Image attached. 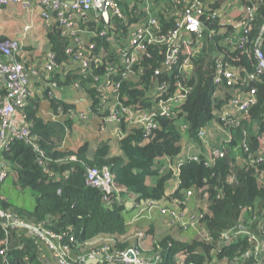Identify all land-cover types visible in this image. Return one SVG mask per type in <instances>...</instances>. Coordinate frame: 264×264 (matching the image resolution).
I'll list each match as a JSON object with an SVG mask.
<instances>
[{"label": "trees", "instance_id": "trees-1", "mask_svg": "<svg viewBox=\"0 0 264 264\" xmlns=\"http://www.w3.org/2000/svg\"><path fill=\"white\" fill-rule=\"evenodd\" d=\"M198 2L197 15L203 33L201 49L193 56L195 44L182 42L179 53V63H192L190 72L179 71L177 64L167 75L164 60L168 47L148 44L146 52L132 66L135 75L121 76L125 70L121 59L128 51L125 43L118 41L130 24L145 19L141 7L135 3L125 9L121 18H110L106 36L99 35L106 29L102 27L91 37L89 42L95 43V48L91 52L89 71L84 74L78 68L65 70L70 58L65 48L70 44V37L63 36L57 24L48 32L49 50L57 66L31 82V85L39 83L42 96L31 88L24 105L18 108L29 136L13 138L0 148V162L5 167V176L0 180V210L12 213L27 225H41L60 236V242L69 248L70 264H83L104 247H108L110 253L136 247L146 259L158 257L160 261L156 264H264V167L251 162L259 150H264V76L259 77V81L248 79L250 74H258L253 47L259 36L264 39V32L261 34L264 0H241V7L228 13L229 20L223 16L209 17V8L215 10L224 0ZM192 4H195L193 0H169L155 15L159 25L157 33L168 35ZM253 5V15L248 17L245 8ZM99 19L104 25L102 17ZM236 22H242L244 28L235 30ZM241 37L247 40L238 46ZM112 40L116 42H110ZM262 50L264 52V42ZM220 62L239 73L235 85L214 82ZM110 66L118 70L117 74L108 71ZM104 73L115 81L120 80L119 102L137 111L152 110L147 92L159 83L169 85L168 90L159 95L163 100L179 84H188L192 90L173 118L156 116L158 125L147 136L141 127L128 124L122 117L118 125L120 135L116 138L111 135L113 126H109L103 132L107 135L104 139L99 136L82 139L73 148L69 142L62 144L65 131L73 134L78 130L75 127L83 124L91 123L102 132L109 111L96 86L88 84H92L94 76ZM73 82L87 93L93 114L80 125L67 114L74 105L52 97L54 87ZM253 88L255 103L245 112L234 113L233 123L222 120V108L227 101ZM5 94L4 86L0 87V103ZM43 103L50 108V113L43 112ZM59 107L63 113L53 119ZM217 127L230 132L229 141H225ZM201 129L215 130L214 137L209 134L205 141L201 140L198 137ZM188 143L198 146L197 160H192L191 154L183 155V147ZM216 149L223 151L222 157L206 156V151ZM167 159L177 161L179 168L177 186L169 194L167 185L174 174L170 168L162 169ZM104 166L111 170L113 190L87 186L86 170ZM25 191L34 197V204L13 201L12 193L21 195ZM188 191L191 192L189 197L186 196ZM129 198L163 200L167 212L151 210L142 216L143 220L152 218L148 229L140 230L146 223L137 224L142 217L134 205L127 208L125 200ZM185 209L195 216V226L184 227L169 215L173 211L183 213ZM189 212L183 214L184 219L189 217ZM158 223L164 229L149 241ZM240 230L248 233L240 238L236 235ZM225 233L235 237L234 240L224 241ZM145 241L150 242L148 249L142 247ZM0 264L60 263L34 234L20 229L7 232L0 221Z\"/></svg>", "mask_w": 264, "mask_h": 264}, {"label": "built area", "instance_id": "built-area-1", "mask_svg": "<svg viewBox=\"0 0 264 264\" xmlns=\"http://www.w3.org/2000/svg\"><path fill=\"white\" fill-rule=\"evenodd\" d=\"M236 1L241 2V0ZM193 2L195 4L190 5L184 10L176 27L168 35H159L157 33L159 30L158 22L153 14L151 6L146 4L145 11L147 16L144 20L133 24L134 29L127 46L128 53L121 59V63L125 68L121 74L123 78L134 74L132 66L137 58L146 52V45L148 44L166 45L168 47L165 52L164 60V71L167 75L172 71L173 65L177 64L179 71L183 70L187 72L185 66L188 64H191L192 66V63L189 61L179 63L181 44L182 42L195 44L192 55L197 56L201 49L200 44L203 40L202 27L197 15L200 11L198 6L199 2L198 0H193ZM11 3H20L25 8L34 6L41 10V15L45 19H48L49 17L53 18L63 36L70 37V44L65 48L66 54L70 57L69 63L74 65L72 67H77L78 71L82 74L89 71L90 61L92 59L91 52L95 48V43L89 41L91 40V37L95 36L97 33L93 32L88 40L82 39L80 37L82 31L76 27L75 20L77 18L87 17L89 13L92 12H96L100 16L107 13L109 19L111 17L121 18L123 15L117 0H71L70 2L60 0H0V6H5ZM238 7L241 6H232L228 4L227 0H224V2L215 10H210L209 8V17L211 19H216L223 16L227 18L226 20H229L230 16L228 13ZM254 10V5L245 8L248 17H252ZM243 26L242 22H236L233 24L235 30H242V28H244ZM263 32L264 25L261 27V34ZM107 33L108 28L106 27V29L99 32V35L106 36ZM109 38L113 39L112 36H109ZM246 40L245 37H241L238 40V46L244 44ZM263 40L264 39L261 35L254 43L253 57L257 60L258 74H250L248 76V79L250 80L259 81V77L264 76ZM20 48L21 42L19 39H0V83L4 86L6 91L5 97L2 99L0 105V148L13 138L21 139L29 136V130L25 126L24 121L18 112V108L24 105L25 98L30 94L32 88L31 75H38V71L32 72L26 67L23 61L17 59L16 53L19 52ZM219 61L221 60L219 59ZM56 66L57 64L54 54L49 52L47 54V61L44 65V73L50 72ZM108 71L112 73V75H115L118 70L115 67L110 66ZM239 76V73L232 69V67L223 66L220 62L216 69L214 82L217 84H225L226 86H233ZM92 84H94L96 89L101 93V101L109 111L108 115L104 118V126H102L101 131L105 132L109 126H113L112 131H114L116 137L120 135L118 125L122 117H125L128 124L141 127L144 136H147L158 125L156 116L161 115L173 118L175 113L179 110L182 102L192 90V86L188 84H179L175 91L163 100L159 99V95L165 93L168 90L169 85L164 82L159 83L147 92V96L151 97L152 110L143 112L134 110L132 107L123 106L119 102L118 94L120 80L115 81L107 73H104L102 75L94 76ZM52 85L54 86V84ZM74 85L80 87L78 83H74ZM255 92L256 90L253 88L246 93L239 92L232 96L222 108V120H225L228 123H233L235 118L233 119L231 116H233L234 113L245 112L250 105L255 103ZM78 103L79 102H76V104L74 103V108H69L67 114L70 115V117H74L78 123L89 121V119L93 117L90 105L85 109H77L75 106L78 105ZM62 113L63 110L59 107L57 113L52 118L57 119ZM217 130L224 135L226 142L230 140L231 135L228 130L218 129V127ZM213 132L214 131L209 129H201L198 133V137L205 141L207 136ZM244 149L248 151V147L245 145ZM223 154L224 153L221 149L206 151V156L209 158H219L222 157ZM41 155H43V153H41ZM190 156L192 160H197V153L193 152ZM251 162L260 164L264 167V150H259L258 155L251 158ZM166 168L173 170L174 179H176L179 173L177 161L167 159L162 169ZM4 176L5 167L4 164L0 162V180H2ZM177 183L178 181L176 179V186ZM85 184L87 186L97 187L104 191L113 190L114 181L110 168L107 166L88 168L85 173ZM190 195L191 192L188 191L186 196L189 197ZM126 205L129 207L134 205L133 207H136L139 211V217L144 216L151 210H158L160 213L167 212L163 200H135L129 198ZM187 212H189V210L185 209L183 213L173 211L170 212L169 215L173 220L176 219L184 227L195 226L197 221L192 213L189 212V217L184 219L183 214ZM0 221L1 226L7 232L13 229H20L29 234H34L39 239V242L44 245L45 250L60 264L71 263L69 261V248L60 242V236L45 230L41 225H27L24 222L17 220L12 213L2 210H0ZM168 224L170 225L171 222ZM247 233V230H240L236 235L241 238ZM223 238L224 241L231 242L235 237L231 238L228 233H225L223 234ZM252 239H254V237ZM1 253H3V251ZM99 254H103V262H106V264H156L160 261L158 257L154 260L144 258L141 251L136 247H132L126 251L113 253L109 252L108 247H104L100 252L92 254L89 257H94ZM211 264L220 263L214 262Z\"/></svg>", "mask_w": 264, "mask_h": 264}, {"label": "crops", "instance_id": "crops-1", "mask_svg": "<svg viewBox=\"0 0 264 264\" xmlns=\"http://www.w3.org/2000/svg\"><path fill=\"white\" fill-rule=\"evenodd\" d=\"M64 2H70L71 0H60ZM169 0H147V1H142V0H117L122 13L126 12L125 9L128 6H131L133 3L137 4L140 9H142L144 13V18L147 16L145 7L146 4H149L152 8L153 14L157 15L159 11H161L168 3ZM228 4L232 6H241L240 1L236 0H227ZM100 16L96 12L89 13L87 17L84 18H77L75 20V25L77 28H79L82 33L80 34V37L82 39H89L90 36L93 34V32L100 31L102 27H107L108 21L102 17L104 20V25L103 23L100 22ZM110 20V19H109ZM94 22V23H93ZM56 25L57 23L53 20V18L49 17L48 19H45L41 15V10L39 8L30 7V8H25L23 7L20 3H11L5 6H0V39H19L21 42V48L19 52L16 53V57L18 60L23 61L28 69H30L32 72L38 71V75H31V82L34 81L35 77L40 76L41 74H44V65L47 61V54L50 52L49 50V39H48V32L51 30V28ZM91 24V25H90ZM135 23H132L128 26V29L126 31V34L121 36L120 40L118 41L121 42L122 44L125 43L126 46H128V41L131 38L134 25ZM96 25V27H94ZM101 25V26H100ZM110 42H116L115 40H112ZM114 48H117V44H115ZM77 67H72V65L67 64L65 65V70L71 71L76 69ZM185 69L187 72H190L192 69L191 64H188L185 66ZM78 73V71H77ZM43 81L41 80L40 83ZM73 84L61 86L60 88L54 87L52 89V97H55L56 99H59L60 101L64 103H69V104H76V102H79L77 109L81 108H87L90 105V99L88 98L87 93L83 90V87H76ZM34 85H32L33 91L36 90V93L38 95L42 96V91L39 86V83L34 82ZM43 84V83H42ZM41 84V85H42ZM94 85V84H88ZM87 85V88L89 87ZM0 87L2 88V84L0 83ZM50 87V86H49ZM43 112L46 114L50 113V108L43 103ZM80 125V123H77ZM83 124V123H81ZM84 128L83 126H78L75 128ZM67 127H65V130ZM92 130L94 132V135L90 138L98 137L100 138V132H98L91 123L86 124V129L84 130ZM217 129V128H216ZM77 131H75L73 134H70L65 131L64 135V140H62V144L71 141H66V140H71L69 136H73ZM221 133V132H220ZM103 138V137H101ZM194 145L193 143H188L184 148V153L183 155L187 154H193V152H199V148L194 147V151L190 149V147ZM176 186V179H171L167 185V194L171 193ZM125 201H128L127 199ZM128 209H130L129 206H127ZM131 213V212H130ZM132 215L134 212L131 213ZM148 220H143V217L139 220L138 222L144 221L146 223L145 227L143 229L140 228V230H147L148 225L150 224V221L152 218H147ZM136 224V223H135ZM136 224V226H137ZM141 224V223H140ZM143 224V223H142ZM159 225V226H158ZM164 229V226L161 223H158L154 227L153 234L149 236V241L154 238L158 233H161ZM135 231L138 230V226L135 227ZM133 230V231H134ZM145 241L142 242V247L144 248H149L150 247V242Z\"/></svg>", "mask_w": 264, "mask_h": 264}, {"label": "rangeland", "instance_id": "rangeland-1", "mask_svg": "<svg viewBox=\"0 0 264 264\" xmlns=\"http://www.w3.org/2000/svg\"><path fill=\"white\" fill-rule=\"evenodd\" d=\"M84 129H86V126L84 127V128H82V127H80V128H78V132H76L73 136H72V138H71V142H69V146L71 147V148H73V147H76L79 143H80V141L82 140V139H89L90 137H92V135H94V132L90 129V130H88V132H87V130H84ZM212 131H215V130H212ZM101 136H100V138L101 137H103V138H101V139H104V138H106V134H104L103 132H101V133H99ZM112 136H113V138H116V135H115V133H114V131H112V134H111ZM214 135H215V132H213L212 133V137H214ZM196 145H192L191 147H190V149L192 150V151H194V147H195ZM198 146H196V148H197ZM115 150H117V149H115ZM12 196H13V201H15V202H17V200L18 201H20V202H25V203H29V204H34V197H32L31 196V193L29 192V191H25V192H22V194L21 195H19V194H17V193H12ZM155 211V210H154ZM156 219L158 218V215L156 214ZM191 232H188V234H190ZM150 245V244H149ZM145 250V249H144Z\"/></svg>", "mask_w": 264, "mask_h": 264}, {"label": "water", "instance_id": "water-1", "mask_svg": "<svg viewBox=\"0 0 264 264\" xmlns=\"http://www.w3.org/2000/svg\"><path fill=\"white\" fill-rule=\"evenodd\" d=\"M102 16L104 17L106 21H109V15L107 13L103 14ZM103 261H104L103 254H99L94 257H88L87 259H85L84 264H101L103 263Z\"/></svg>", "mask_w": 264, "mask_h": 264}]
</instances>
